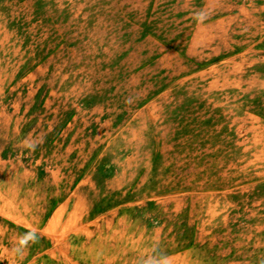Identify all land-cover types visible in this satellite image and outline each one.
Returning a JSON list of instances; mask_svg holds the SVG:
<instances>
[{
	"label": "rangeland",
	"instance_id": "374dc122",
	"mask_svg": "<svg viewBox=\"0 0 264 264\" xmlns=\"http://www.w3.org/2000/svg\"><path fill=\"white\" fill-rule=\"evenodd\" d=\"M0 264H264V0H0Z\"/></svg>",
	"mask_w": 264,
	"mask_h": 264
},
{
	"label": "clouds",
	"instance_id": "9594fccd",
	"mask_svg": "<svg viewBox=\"0 0 264 264\" xmlns=\"http://www.w3.org/2000/svg\"><path fill=\"white\" fill-rule=\"evenodd\" d=\"M32 147L34 149L35 146L33 145ZM39 240H40V237H39L37 232L27 231L21 236V239H20V242H19L20 243V248H26L30 244L39 243Z\"/></svg>",
	"mask_w": 264,
	"mask_h": 264
}]
</instances>
